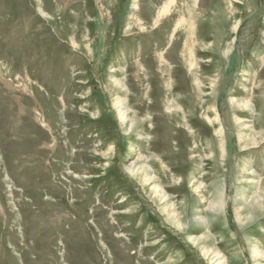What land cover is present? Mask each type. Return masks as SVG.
<instances>
[{"label":"rangeland","instance_id":"rangeland-1","mask_svg":"<svg viewBox=\"0 0 264 264\" xmlns=\"http://www.w3.org/2000/svg\"><path fill=\"white\" fill-rule=\"evenodd\" d=\"M195 3L0 0V264H264V0Z\"/></svg>","mask_w":264,"mask_h":264},{"label":"bare ground","instance_id":"bare-ground-1","mask_svg":"<svg viewBox=\"0 0 264 264\" xmlns=\"http://www.w3.org/2000/svg\"><path fill=\"white\" fill-rule=\"evenodd\" d=\"M195 1V0H194ZM197 1L198 0H196V3H197ZM172 2V1H171ZM170 2V3H171ZM201 2V1H200ZM169 3V4H170ZM195 3V4H196ZM169 4L168 5H166V6H164L160 11H159V13H158V16H157V18H155L156 19V23H160L161 21H162V19L168 14V12H169V10H170V7H169ZM200 7H202V6H200ZM194 9H196V10H194ZM183 15L181 16V23L185 26V29H186V32H187V36H188V43L191 45V48H190V55H189V57H190V60H191V62H190V67L189 68H191V72H193L192 71V69H193V67H195L194 65L196 64L195 63V59H194V54H193V52H191V50H192V46H193V44L195 43V37H194V35H193V30H192V28H191V26H190V21L191 20H193V18H195L196 16H198V14L200 13L199 12V10H198V8L196 7H193V5H192V3H189V5H185L184 6V9H183ZM219 12V11H218ZM204 17H206V16H204ZM155 19H152L153 21L155 20ZM157 24V25H158ZM179 26V25H178ZM194 26V25H193ZM187 27V28H186ZM145 32V31H144ZM202 32V31H201ZM204 33H206V32H204ZM205 35V34H204ZM133 36V35H132ZM142 36V35H141ZM205 40V39H204ZM206 41V40H205ZM216 42V41H215ZM94 43V42H93ZM190 47V46H189ZM155 62V64L157 65V67H155L154 66V70H156V73L158 72H160L159 74H160V76H161V81H163V82H165V76H166V74H167V60L164 58V55H161V54H159L157 57H156V60L154 61ZM141 64V63H140ZM159 64V65H158ZM180 66H178V68H179ZM188 68V69H189ZM144 69V68H143ZM153 70V71H154ZM176 70V69H175ZM140 72V73H139ZM176 73V72H175ZM168 75V74H167ZM144 76H146V71L145 70H142V67H141V71L139 70V71H137V73H136V75H135V77L137 78L136 80H137V82H138V88H140L142 85H144V79L142 78V77H144ZM159 79V78H158ZM160 81V80H159ZM146 82V81H145ZM154 83H155V81H154ZM120 87V86H119ZM143 87V89H144V86H142ZM143 89H140V91H142L143 92ZM156 89V88H155ZM154 89V90H155ZM158 89V88H157ZM177 89V88H176ZM158 91V90H157ZM254 91H256V90H254ZM159 92V91H158ZM151 93H153V90L151 91ZM154 95V94H153ZM158 95H159V93H158ZM160 96V95H159ZM155 104V103H154ZM153 104V105H154ZM115 105H116V107H117V111H118V114H119V118H120V120H121V122L123 123V124H127L128 123V119H127V114H126V111H125V105H124V103L123 102H121V100L120 99H117L116 100V102H115ZM245 108H247V107H245ZM253 111V110H252ZM240 113V112H239ZM238 113V114H239ZM241 114V113H240ZM242 115V114H241ZM239 117V116H238ZM241 119L242 118H237L236 117V120H237V123L239 124V122L241 123ZM240 120V121H239ZM243 121V120H242ZM140 122V121H139ZM139 122H137V118L135 117L134 119H132L131 120V122H130V127H129V131H130V133L131 134H133L134 132H136V130H137V125H138V123ZM245 122H243V124H241L242 126H244L245 124H244ZM240 125V124H239ZM240 125V126H241ZM245 128H248V126H246L245 125ZM134 135V134H133ZM132 135V136H133ZM242 136V135H241ZM243 139V137H241V140ZM252 138H250L249 140H251ZM252 141V140H251ZM5 143V142H4ZM4 149V148H3ZM222 152V151H221ZM148 170V169H147ZM149 171V170H148ZM129 175L132 177V178H135V179H138V181L140 182V185H142V186H144V187H146V186H150V184L151 183H153L154 182V180H155V185L154 186H152L151 187V189H150V191L158 198V202H159V212H161L163 215H164V217L167 219V221L169 222V224H171L173 227H175L176 229H178V230H180V231H182L181 230V226H182V224L180 223V221L178 220V218L176 217V213L174 212V209L172 210V211H169V209H167V208H165V206L169 203V200H171V199H169V197L168 196H166V194H165V192L162 190V189H160L158 186H157V180H158V178H155V179H153V178H151V177H149L145 172H144V170L143 171H140V172H142L141 174H138V172H136L135 173V171L134 170H132V169H129ZM134 179V180H135ZM160 180V179H159ZM141 186V187H142ZM223 189V188H222ZM222 189L217 185L216 186V188L214 189V193H215V195L217 196V199H214V201H213V203H212V207H213V211H214V208H220L221 210L223 209V206H224V200H223V191H222ZM198 191V187H196V189H195V191ZM215 196V197H216ZM6 207V206H5ZM218 211V210H217ZM6 212V211H5ZM222 212V211H221ZM178 215V214H177ZM9 216V215H8ZM179 217V216H178ZM194 219H196V218H194ZM197 222V221H196ZM193 238V237H192ZM193 243L192 244H194L195 242H196V238H193V239H190ZM195 245V244H194ZM253 249V251H252V255H253V258H259L258 260H263L264 259V252H262V251H258L256 248L254 249V247L252 248ZM202 251V253H203V255L205 256V257H209V253L207 252H205L204 251V249L203 250H201ZM8 252V251H7ZM213 252H215V251H213ZM262 253V254H261ZM23 255H25V254H23ZM219 256V254L218 253H216V254H214V255H212L211 257H209V259L211 260V261H213V259L214 258H216V257H218ZM218 260V259H217ZM213 261V263L212 264H221L220 263V259L218 260V261Z\"/></svg>","mask_w":264,"mask_h":264}]
</instances>
